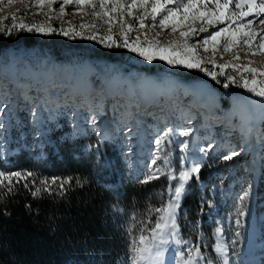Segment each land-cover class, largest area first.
I'll return each instance as SVG.
<instances>
[{"label": "rangeland", "instance_id": "1", "mask_svg": "<svg viewBox=\"0 0 264 264\" xmlns=\"http://www.w3.org/2000/svg\"><path fill=\"white\" fill-rule=\"evenodd\" d=\"M28 1L0 0V27L3 24H13L12 16L15 14L16 25L24 23L29 26L54 29L53 33L35 30L32 31L33 33L46 36H50L51 33L52 35H61L69 43L82 39L84 45L89 46L100 44V41L109 34L112 37L116 36L123 43L124 37L121 35L120 22L125 21L123 31L127 35L129 43L136 42L142 47H147L150 42L154 43L156 40H159L163 45L174 40L176 46H179L182 43L179 34L181 31L187 30V27L177 28L176 32H172L170 27L161 29L158 24L159 16L157 25L153 28L150 15L144 21L149 27L140 28L139 21L135 17L142 15L143 9L137 7L132 9V15H128L126 8L123 9L122 16L119 9L111 13L113 21L111 23L112 31L109 33V24L105 23L107 17L92 15L93 11H103L99 6L93 9L86 5L80 9L75 3L65 4V11L61 14L60 5L63 0H53L51 6L45 4L43 7L35 5V3L30 6L27 4ZM120 3L130 4L131 0H120ZM10 6L15 7L6 11ZM111 7L112 2L109 0L106 8ZM260 18H264V16ZM260 18L247 17L245 22L247 19H254L259 23ZM133 21H137L135 26H133ZM92 24L96 25L94 29L89 27ZM128 25H131V30L128 29ZM201 26L207 27L211 32L226 27L227 21L214 26L201 25L198 21L194 25L197 29ZM15 28L20 29L19 27ZM254 29L258 36L253 43L258 44L261 31L255 27ZM63 31H68L69 35H63ZM209 32H197L187 38L189 47L196 50L194 55L203 61L202 67L210 65V68L214 69L218 76L222 71L220 65H228L223 68V72L228 74L232 72L235 77L243 76L249 81L252 80L249 79V75L253 78L252 73L245 71L242 67L234 69L231 65H248L264 71L262 68L264 50L253 49L252 52H246L247 45L243 43V38H240V43L235 45L231 51L225 52L223 45L226 37L221 36L216 46L215 55H213L211 42L208 45V51H205L202 41L208 37ZM90 35H95L96 39H88ZM192 37L197 40L192 41ZM121 48L132 54L123 57L124 65L134 62L144 69L150 67L152 70L156 68L158 70L162 65L164 70L170 74L188 75L199 71L200 78L212 79L206 72L199 69L169 65L166 61L159 59L148 61L137 53ZM27 52L26 49H23L20 54L11 57L0 54V125H2L0 127V160L3 163H6V159L18 151L28 152L32 156L38 155L40 159H44L46 148H49L51 152H56L57 145H61L62 140L65 139L69 149L95 154L94 173L98 176L102 175L106 179V186L109 189H112V186H120L129 179L143 183L145 178L153 173L158 177V179L149 181L152 182V186L145 192L143 201H147V204L143 210L139 208L136 211V209H123L117 206H110L106 210L104 224L122 234L121 237L126 238L127 244L126 259L121 255L114 264H131L130 245L132 241L134 239L138 241L140 235L147 237L151 234L150 231L154 224L153 215L158 218L161 213L150 211V209L162 208L167 205L168 201L162 186L167 184V177L171 174L174 177L171 187L174 189L180 183L179 174L181 171L188 170L195 164L202 166L204 181L201 180V177H196V183L195 177L192 175L185 184V190L179 201H182L183 198L190 200V197L194 198L197 195L202 202H206L208 201L207 194L213 191L212 186H215L219 193L222 191L227 193L231 187V180L248 183V186L253 182H259L262 184L264 193V97L241 87L243 81L239 86L236 84L230 86V106L227 111L222 109L220 99L214 91L209 94L210 101L190 98L194 85L199 84V78H194L192 81L179 82L177 80L171 84L170 89L172 93L174 92L173 94L161 101L145 104L139 95L140 90L125 92L126 85L130 84V80L124 73L126 68L124 69L120 65L117 70L114 68L101 69L95 65L96 60L85 59L81 66L85 80L80 83L73 79L74 66L53 62L50 58H38L39 65L43 67L35 68L32 72ZM237 52L240 58L234 60L233 55ZM213 59L215 66L212 63ZM51 61L53 69L50 67ZM88 64L89 66H87ZM205 68L207 69V67ZM155 73L152 74V78L144 79L136 85L139 88L146 86L154 93L153 97L157 98L165 81L157 79ZM91 75L94 77L89 80L93 85L86 86V79ZM109 78L114 83L122 84L123 89L120 84L118 87L108 86L107 79ZM255 78L258 85L259 81L264 80V77L258 74ZM228 89L226 87V90ZM187 128L192 129L189 136L179 135ZM168 129H172V133L158 148L155 141ZM77 138L83 142H77ZM184 141L188 142L187 149L182 147ZM100 145L107 148L109 157L107 163H103L97 156ZM233 151L239 155L231 160L223 159ZM165 157H167V164L169 163L166 168H164ZM181 158L184 159L185 165H182ZM153 160L156 161L155 164L152 163ZM212 176L214 178H211ZM211 181H214L211 190H203L205 184ZM153 188L155 190L154 198L148 204V198H150ZM217 200L214 197L210 198L206 208L212 203L218 202ZM182 203L184 204V202ZM183 211L185 215L180 219V224L183 226L184 235L185 237L196 235L194 245L196 243L202 250L206 240L204 236L208 232L206 226L197 228L199 212L196 209H189L186 205ZM250 216L253 217V213H249L248 217ZM253 219L257 224L256 219ZM206 222L208 225H212L207 218ZM234 222L237 224L236 219ZM235 224L233 228L231 227V242L240 246L239 238L243 237L244 228H236ZM261 229L263 226L260 231ZM148 232L150 233L148 234ZM210 235L217 238L214 227ZM187 243H191V240L187 239ZM217 243H219L218 238ZM120 245L124 244L121 242ZM161 245L163 248L164 245ZM99 253L98 247H89L85 253V259L98 260ZM203 253L206 255L205 261H207L208 253L205 251ZM239 253L238 248L235 247L237 258H239ZM237 260L235 258V261ZM243 260L247 262L246 259Z\"/></svg>", "mask_w": 264, "mask_h": 264}, {"label": "trees", "instance_id": "2", "mask_svg": "<svg viewBox=\"0 0 264 264\" xmlns=\"http://www.w3.org/2000/svg\"><path fill=\"white\" fill-rule=\"evenodd\" d=\"M187 2L188 0H181V3ZM235 3L236 0H233L229 5L231 11H236ZM27 4L33 5L34 0H29ZM209 7L214 8V2L209 3ZM132 23L135 26L137 21ZM12 26L13 24L8 23L0 27L5 29V31H0L1 55L16 56L21 53V50L26 49L31 71L43 67L37 60L40 57L50 58L53 62L57 61L60 64L72 65L74 66L73 79L80 83L85 80L81 67L85 59L96 60L95 65L101 69L114 68L117 70L120 65L126 68L124 73L130 80L125 92L140 90L139 95L145 104L161 101L173 94L174 92L172 93L170 89L171 84L177 80L179 82L192 81L194 78H199V84L194 85L190 98L210 101L209 94L214 91L220 99L222 109L227 111L230 106V86L233 84L228 81L227 76L232 75L237 80L235 83L237 86L242 83L241 76L235 77L232 72L230 74L224 72L223 75L220 74L213 80L200 78L199 71L182 75L167 73L162 65L158 70L157 68L152 70L150 67L144 69L134 62L124 65L123 57L132 54L127 53L121 47H106L108 41L102 43L101 40L100 44L88 46L84 45L82 39L69 43L61 35H52L53 32L50 36H46ZM7 29H12L10 34L6 31ZM113 39L117 44H121L116 36ZM196 40L192 37V41ZM52 61L50 62L51 68L53 67ZM203 67L214 72L210 65H203ZM154 72H156L155 75L157 74L155 76L157 79L165 81L157 98L153 97L152 91L146 86L139 88L136 85L144 79L152 78ZM93 77V75L87 77L86 86L93 85L89 80ZM249 79H252L251 75ZM112 81L110 78L107 79V85L119 86V82ZM225 83L228 84V90L224 86ZM120 86L123 89V85L120 84ZM77 142H83V140L77 138ZM68 147L66 140L63 139L61 145H57L56 152H51L49 148L45 149L44 159H40L38 155L32 156L28 152L18 151L12 157L7 158L6 163L0 160V171L6 174L15 171L34 173L33 176L19 182L13 178L11 192L6 186H0V196H2L0 199V264H114L121 255L126 259V238L121 237L122 234L104 224L105 212L110 206L136 209V211L139 208L143 210L147 204V201H143L145 192L150 189L152 182L140 183L129 179L119 187L112 186V189H109L106 186V179L94 173L95 154L75 151ZM97 152L98 158L103 163H107L109 160L107 148L100 145ZM199 173L200 175L203 173L202 166H200ZM53 178H56V184H51ZM68 178L71 180L61 189L60 183ZM43 180L49 182L51 191H42L40 196L33 197L31 192L36 188H42L41 181ZM7 184L8 182L5 181V185ZM154 194L153 188L148 204L154 198ZM182 202L189 209H196L197 212L204 205L197 195L194 198L190 197V200L183 198ZM121 242L123 246L120 245ZM92 246L98 247L100 251L98 260L85 259V253Z\"/></svg>", "mask_w": 264, "mask_h": 264}, {"label": "snow or ice", "instance_id": "3", "mask_svg": "<svg viewBox=\"0 0 264 264\" xmlns=\"http://www.w3.org/2000/svg\"><path fill=\"white\" fill-rule=\"evenodd\" d=\"M112 7L106 8V5L109 3V0H63L60 5V12L61 14L64 13V5L75 3L78 8L82 9L84 6H91L93 9L99 6L103 11L95 12L93 11V16H100V17H107L105 23L109 24V33H111V23L113 21V16L111 13L116 12L118 9L120 11V15H123V9H127L128 15H132L133 8H140L143 9V14L138 15L135 17L139 21L140 28L149 27L145 24V18L147 16H151L152 18V25L151 27H156L157 25V17L159 16L160 19L158 21L159 27L161 29L171 28L172 32H176L177 28H184L187 27V30L180 32V39L181 45L176 46V42L169 41L166 45L161 44L159 40H156L154 43L150 42L147 47H142L140 44L136 42L129 43V39L127 35L124 33V24L125 21L120 22L121 26V35L124 37L123 43L117 44L116 41L113 39L112 35H106L104 39L101 41H109L106 44V47H123L128 49L133 53H137L139 56L143 57L145 60L152 61V60H163L166 61L169 65H179L183 66L187 69H199L202 72H206L207 75L211 76L213 80L217 78V73L208 71L206 68L202 67L203 61L197 58L195 53V48L189 47L187 43V38L189 36L195 35L197 32H209L207 27L201 26L198 29L194 27V25L199 21L201 25L207 24L209 26H214L220 22L227 21V26L220 28L216 31L209 32L207 38L203 39L202 43L204 46V50L208 51V45L211 42L213 55H215L216 46L219 43V38L221 36L226 37L225 43L223 45L224 51H231L232 48L240 43V38H243V43L247 45L246 52H252L253 49L264 50V18H260L264 16V0H236L235 9L236 11H231L229 5L232 4L233 0H188L187 3H181V0H131L130 4H121L120 0H111ZM214 2L215 7L210 8L209 3ZM35 5L43 7L45 4L51 6L53 0H34ZM171 5V7H170ZM245 8L247 10H245ZM247 17H254L260 18L259 24L262 26V30L259 33V43L254 44L253 41L257 39L258 33L254 29V19H245ZM13 19V28L19 27L21 30H27L28 32H32L33 30L37 32H52L54 29L51 27L44 28L43 26H29L27 24L21 23L19 25L15 24V14L12 16ZM84 27V25H81ZM90 28H95L96 25L92 24L89 26ZM128 29L131 30V25H128ZM12 29H7L6 31L10 34ZM0 31H5V29L0 28ZM63 35H69L68 31H63ZM158 35V34H157ZM88 39H96L95 35L88 36ZM139 40V37H137ZM239 53H235L233 55L234 60H238ZM213 65L215 66V60H212ZM228 65H220L222 71L221 75L224 74L223 68L227 67ZM234 69L242 67L245 71L250 72L253 74V78L251 81L245 79L241 76V80L243 83L240 85L243 88L248 89L251 92H254L256 95L260 97H264V80L259 81V85L256 80V75H260L264 77V71L257 69L255 67H249L248 65L238 66V65H231ZM228 81L235 84L237 80L232 76H227ZM225 87L228 86L227 83L224 85ZM2 127V125H0ZM172 129H168L164 131L163 135L155 141L158 148L164 143L165 140L168 139L170 134L172 133ZM192 132L191 128H187L186 130L179 133L182 136H189ZM184 149H187L188 142L184 141L182 144ZM239 155V153L233 151L229 155L224 156L223 159L231 160L233 157ZM167 158H165V163L167 164ZM153 164L156 163L155 160L152 161ZM200 171V165L195 164L188 170L181 171L179 174V185L176 186L174 189L170 186L168 191L172 192L174 190V196L169 200L167 205L162 208L150 209V211H155L161 213V215L157 218L155 227L151 229V241L146 242V237L143 235L139 236L138 241L133 240L130 245V262L131 264H156L157 261L163 256V252L159 250L160 244L165 243L164 235L169 228L172 231L173 238L176 235V213L177 209L179 208V200L181 195L185 190V184L191 178L193 174H198ZM34 173L31 171H15L11 173H5L0 171V186H6L8 191L11 192L12 189V180L13 178L16 179L17 182L23 179H27L28 177L33 176ZM153 179H158L155 173L148 175L143 183H147ZM71 178L66 179L65 181L60 183V188L63 189L64 185L68 183ZM5 181L8 182L5 185ZM56 178H53L51 184H56ZM79 183V180H77ZM42 188H36L34 191L31 192L33 197H38L41 195L42 191L50 192L51 187L47 180L41 181ZM27 187V185H24ZM248 195L247 192L244 193L246 197ZM244 197H241L243 200ZM2 199V196H0ZM243 214V213H241ZM239 223V221H237ZM220 230L218 229L217 232ZM159 240V244L153 243ZM180 243L179 240L176 241ZM184 243H187L185 241ZM156 249L155 252L153 249ZM214 250L218 253L223 255L226 253L227 248L224 245L217 243L214 246ZM188 258L185 260L183 259L185 252L181 251L179 253L180 256V264H199L200 261L205 260L206 255L201 252L200 246L196 245L195 249L188 248L187 250ZM207 264H213L211 259H207ZM224 264H228L227 259L225 258Z\"/></svg>", "mask_w": 264, "mask_h": 264}, {"label": "bare ground", "instance_id": "4", "mask_svg": "<svg viewBox=\"0 0 264 264\" xmlns=\"http://www.w3.org/2000/svg\"><path fill=\"white\" fill-rule=\"evenodd\" d=\"M14 7L15 6H10L6 9V11L11 8L14 9ZM253 27L259 29L260 31L262 30V26L257 23V21H254ZM87 66H89V64ZM215 175H217L216 172ZM230 182L231 187H229L227 193H225L224 191L219 193L217 188L215 186H212L213 192L217 193V197L215 198L218 199V202L212 203L204 211V214L206 215V218L209 219V222L214 224V229L219 244L224 245L227 248V251L223 254V256H225V258L227 259L228 264H230V261L233 262L235 258L238 259L237 255H235V247L238 248L239 252H243L245 249V243L244 247H240L239 245L236 246L231 242V227L233 228L235 224L234 219L240 221V224H245V221L248 218V214L253 213V218H255L257 222V230L251 229L249 234L243 227L244 233L242 232V238H249L252 244H254V242L257 243L256 245L259 249L264 248V240L262 238V232L260 231L261 226H264V193L262 190V184H260L259 182H253L252 185L248 186V183L242 181L238 182V180H231ZM245 192L248 193L246 197L244 196ZM241 197H244L243 200H241ZM251 200H253L254 203V210H252L253 207L249 206V202ZM235 226H237L236 228H238L240 225L239 223H237L235 224ZM218 229L220 230L219 232H217ZM151 236L152 233L146 237V242L151 241ZM212 251L214 252V249ZM175 252H177V254L180 253L174 246L166 249L164 256L167 264H174L175 261L177 262ZM255 261L257 264H260L262 258L257 257ZM244 264L248 263L245 262Z\"/></svg>", "mask_w": 264, "mask_h": 264}, {"label": "built area", "instance_id": "5", "mask_svg": "<svg viewBox=\"0 0 264 264\" xmlns=\"http://www.w3.org/2000/svg\"><path fill=\"white\" fill-rule=\"evenodd\" d=\"M207 205H208V204H207ZM186 238H187V239H190L191 242L193 241V237H187V236H186Z\"/></svg>", "mask_w": 264, "mask_h": 264}]
</instances>
